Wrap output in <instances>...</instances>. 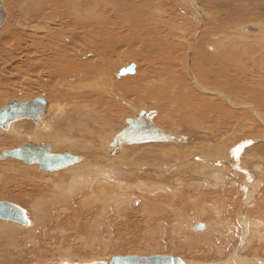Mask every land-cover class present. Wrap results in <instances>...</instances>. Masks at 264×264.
<instances>
[{"label": "bare ground", "instance_id": "obj_1", "mask_svg": "<svg viewBox=\"0 0 264 264\" xmlns=\"http://www.w3.org/2000/svg\"><path fill=\"white\" fill-rule=\"evenodd\" d=\"M0 5V111L46 103L36 122L0 127V144L23 141L0 153L31 142L78 157L50 172L0 160V189L28 190L30 201L25 222L0 219V264L144 257L137 247L124 257L107 252L116 228L135 214L144 230L134 233L152 246L158 238V247L160 232L170 234L169 242H177L170 252L220 256L235 242L223 259L188 256L182 264H264V21L238 23L264 17V0ZM142 115L164 139L121 142L113 152L116 135ZM73 239L90 255L81 256ZM248 249L251 256L244 255Z\"/></svg>", "mask_w": 264, "mask_h": 264}, {"label": "water", "instance_id": "obj_2", "mask_svg": "<svg viewBox=\"0 0 264 264\" xmlns=\"http://www.w3.org/2000/svg\"><path fill=\"white\" fill-rule=\"evenodd\" d=\"M3 12L0 5V25L3 21ZM128 74L134 72L133 68L126 71ZM46 103L43 100L35 99L28 102L20 103V105L13 104L7 106L0 111V127L6 129L8 124L12 121L28 118L36 122L41 118L45 112ZM162 132L155 128V126L142 115L139 119L128 120V127L122 129L115 137L114 145L111 146L113 152L119 148V143H133L142 142L145 140H163ZM50 146L48 144L36 146L31 142H27L23 147L5 150L0 153V160L13 159L26 164L37 163L40 170L45 172L55 171L71 165L78 161L77 156L69 155L68 153L51 154L49 152ZM0 219L16 220L20 223L25 222L24 211L16 205L8 202H0ZM201 228L202 225L197 226ZM104 264V263H102ZM110 264H182L178 258L175 257H151V258H134L119 259L113 258Z\"/></svg>", "mask_w": 264, "mask_h": 264}, {"label": "rangeland", "instance_id": "obj_3", "mask_svg": "<svg viewBox=\"0 0 264 264\" xmlns=\"http://www.w3.org/2000/svg\"><path fill=\"white\" fill-rule=\"evenodd\" d=\"M254 1H256V0H254ZM196 5V6H195ZM195 5H194V7H196V8H200L201 9V7H200V4H197L196 2H195ZM197 5H198V7H197ZM201 6H203V5H201ZM198 8V9H199ZM200 12H201V10H200ZM211 12V10L207 13L208 15H209V13ZM218 14L217 13H215V10L213 11L212 10V12L210 13V17H214V16H217ZM250 15V14H249ZM218 17V16H217ZM220 17H222V16H220ZM250 17H257L256 15H252V16H247V17H244L243 19L244 20H242L241 22H238V23H243V22H245V24L246 23H249V24H254V23H256V22H260V21H264V17H262V16H258V17H260V18H258V19H256V20H254V18H250ZM260 19V20H259ZM259 20V21H258ZM177 23H179L180 24V22L179 21H177ZM189 30V29H188ZM250 41H252V40H250ZM249 40H247V42H250ZM5 103V102H4ZM9 103V102H8ZM3 104V103H2ZM114 129H116V128H114ZM18 144V145H17ZM17 144H15V145H11L10 143L9 144H3V143H1L0 144V149H9L10 147L12 148V146H14V147H19V146H21V145H23V141H19ZM10 145V146H9ZM2 146V147H1ZM8 185H9V187H8ZM7 185V187L6 188H8V189H0L1 191H0V201H8L9 203H12V204H15V205H17V206H19L21 209H23L24 211H25V209L26 210H28V207H29V204H30V201H29V198L25 195V194H27L29 191L27 190V191H24L23 189H19V187H17V186H14V185H11V184H8ZM11 185V186H10ZM16 187V188H15ZM11 188V189H10ZM13 188V189H12ZM18 189V190H17ZM2 191H3V193H2ZM21 191V192H20ZM10 193V194H9ZM11 195H13V196H11ZM10 199V200H9ZM26 206H28V207H26ZM191 209V206L190 205H188L187 207H186V209L188 210L189 208ZM136 215V214H135ZM135 215H133L132 216V218H130V219H127L128 220V222H131L129 225L131 226H122V227H119V229L118 228H116V231H115V233H113V237H112V241H113V243H112V246L110 247V249L107 251V252H109V251H111V252H109V255H111V253H112V255H114V256H118V255H121V253L123 254V255H121V256H125L124 254H125V252L126 253H128V252H130L131 250H133V248L134 247H137L138 249H140L141 250V253H144L143 254V256L145 255V256H148V257H152V256H149L150 255V253H151V255L153 254V255H164V256H167L169 253H172V255H174V256H169V257H175V258H178V259H184V260H190L189 258H192V259H195V260H197V261H200V262H202V261H204V262H214V261H216V260H218V258L219 259H223V257L224 256H226V254L227 253H230L229 251L232 249V247L235 245V242H231V244H228V245H230V246H227L226 247V249H224L223 251H225V252H223V254L221 253V257L217 254H215V253H212V252H209V253H206V256H204L205 255V253L203 254V253H201V254H198L197 252H192V251H187V249H184L183 247L184 246H180V245H178V247L181 249V247H182V251H183V249H184V252H185V250L187 251V252H185V253H181L179 250H176V251H173V252H170V249H171V246H174V247H177L176 245H177V242H176V240L175 239H173V241H172V243H173V245H172V243H170L169 241H170V234H168V238L165 236H163V235H165V234H163V233H165V232H160V235H161V237H162V239L163 240H161L162 241V245L160 246V247H158V246H156L157 244H159V239L158 238H156V239H154V244H153V246H152V244H150V245H148V242L147 241H144L145 239H143V238H141V237H143L142 235H141V237H140V235H138V234H136V232L134 233V227H142L144 224V222L141 220V219H139L140 217H138L139 215H137V216H135ZM171 219L172 218H170L169 219V216H166L165 217V223H167V228L168 229H170V224H169V222L171 221ZM138 221V222H137ZM143 222V223H142ZM202 222V223H201ZM121 223V222H120ZM142 223V224H141ZM204 222L203 221H199V222H197V225L198 224H203ZM116 224V227L118 226V224H119V222H117V223H115ZM134 224V225H133ZM141 224V225H140ZM140 225V226H139ZM196 225V226H197ZM133 226V227H132ZM126 227V228H125ZM122 228V229H121ZM132 231H131V230ZM142 229L144 230V226L142 227ZM123 232V233H122ZM126 232H127V234H126ZM133 234V236H132V234ZM63 235L61 236V238L62 237H66L67 236V234H65L64 235V233H62ZM136 234V235H135ZM123 235V236H122ZM166 235H167V232H166ZM173 235V234H172ZM129 236V237H128ZM58 238L60 237V235H58L57 236ZM142 240H141V239ZM123 239V240H122ZM139 239V240H138ZM74 240V239H73ZM159 240V241H158ZM56 241V242H55ZM54 242H52L53 244H55V245H53V247H50V246H52V245H50V246H45L46 247V249L48 250V252H51L52 251V249L56 246V243H58V241L57 240H55ZM78 241V242H77ZM76 242H75V240H74V244H76L78 247L76 248V249H78V251L80 252V255L81 256H84V255H90V252H91V250H89L88 248L86 249L85 248V250L84 249H82L81 247L79 248V242H82V241H79V240H77ZM111 241V242H112ZM136 241V242H135ZM138 241H140L139 243H138ZM149 242H150V240H148ZM134 242V243H133ZM146 242V243H145ZM169 244H168V243ZM70 243V242H69ZM133 243V244H132ZM151 243V242H150ZM128 244V245H127ZM176 244V245H175ZM236 244H237V242H236ZM131 245V246H130ZM164 245V246H163ZM140 246V247H139ZM150 246V247H149ZM131 247H133V248H131ZM142 247H144V248H142ZM154 248V249H153ZM162 248V249H161ZM148 249V250H147ZM150 249V250H149ZM160 249V250H159ZM84 250V251H83ZM114 250V251H113ZM144 250H147L146 252H144ZM152 251V252H151ZM153 251H154V253H153ZM251 251H252V253H251ZM250 251V249H248V250H246L245 252H244V255L245 256H251L250 254H253V250H251ZM107 252H105L104 253V256L106 257V255L108 254ZM114 252V253H113ZM120 254H119V253ZM124 252V253H123ZM163 252V253H162ZM250 252V253H249ZM55 253H56V251H55ZM118 253V254H117ZM215 254V255H214ZM248 254V255H247ZM109 255H107L108 257H109ZM144 256V257H145ZM188 256H189V258H188ZM144 257H141V258H144ZM204 257V258H203ZM218 257V258H217ZM213 258V259H212ZM217 258V259H216ZM210 260V261H209ZM58 261V260H57Z\"/></svg>", "mask_w": 264, "mask_h": 264}]
</instances>
